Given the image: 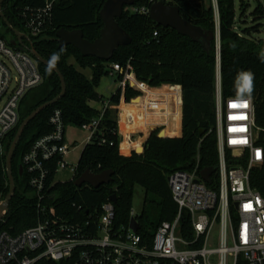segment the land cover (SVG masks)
<instances>
[{
  "label": "trees",
  "instance_id": "1",
  "mask_svg": "<svg viewBox=\"0 0 264 264\" xmlns=\"http://www.w3.org/2000/svg\"><path fill=\"white\" fill-rule=\"evenodd\" d=\"M106 0H56L50 28L44 35L31 38L16 49L28 51L32 44L34 49L48 61L57 57L55 66L61 71L67 84L64 97L56 104L41 111L26 127L13 158V175L25 186L28 193L33 194L29 176L23 166V158L31 146L42 136L53 130L50 123L56 110L61 112L65 128L68 126L87 127L100 116L101 110L90 103L103 104L104 116L97 127L96 133L85 144L78 162V177L90 170L100 173L104 170L115 171L114 181L99 188L89 185L77 187L74 181L56 182V166L51 168L47 187L49 197L47 203L53 204L57 211L64 215L85 217L87 212H96L114 194L117 196L116 220L128 223L132 210L133 189L136 184L146 190L147 199L156 209V221H149L146 225L147 214L144 211L139 219L141 233L152 235L163 221H170L176 215L177 204L173 199L168 183V174L176 170L191 171L200 156V169H214L210 187H217L218 177V139L216 132V77L220 68L224 97H250L255 107L257 125L261 128L259 144L264 148V38H252L254 25L244 28L242 33L237 30V9L235 0H217L218 17L213 3L205 0H163L165 3L179 7L183 18L190 23L201 26L207 31H219L221 40L220 62H218L215 39L210 48L201 43L180 35L170 28H163L152 21L150 15L133 13L125 6L123 15L117 19L120 26L132 36L129 45L120 47L110 61H104L93 56H83L74 46L60 47L57 31L61 28L68 30L81 29L84 37L90 41L96 40L104 27L100 11ZM150 0H135L133 6L142 7ZM46 0H5L3 13L11 25L24 33L23 13L44 7ZM259 13L264 17L262 4L255 9L254 15ZM1 29L8 40L15 39V34L2 21ZM259 25V24H257ZM258 29V28H257ZM159 36L155 37L154 32ZM74 58L81 69H91L92 78L70 63ZM118 63L126 66L131 63L137 79L152 89L140 84L145 92L143 103L153 104L152 93H156L159 102L168 105L183 103V134L180 137H159L157 130L153 131L145 145L144 153L133 151L130 155H123L120 151L122 141L118 132L117 118L113 115L110 105H120L122 96L126 102L141 95L129 84L125 89L121 87L105 98L97 91L104 76H111L110 65ZM43 74V82L30 90L20 106L21 121L18 127L9 134L6 145L9 150L22 121L45 102L54 99L62 91L59 74L52 68L39 63ZM251 74L247 82L245 76ZM116 81L120 82L124 76L118 72ZM135 81H133L134 86ZM181 87V92L178 87ZM183 93V96H182ZM182 106V105H181ZM130 108V106H128ZM165 123L177 124L169 129L168 136L178 135L181 117L175 115L163 117ZM157 117L153 122L146 121L148 129L158 124ZM145 132L144 123L140 124L139 133ZM139 133L137 135H139ZM144 138L136 140L141 145ZM105 141V142H103ZM141 151V150H140ZM6 153L0 152V201L7 197L10 183L6 169ZM19 159V160H18ZM18 160V162H17ZM24 168L21 174V168ZM77 177V178H78ZM251 185L264 197V163L251 173ZM82 210L78 212V207ZM39 208L34 194H22L17 189L11 200L9 211L0 224V231H8L17 235L35 226L39 220ZM36 264H57L42 259ZM240 264H244L241 261Z\"/></svg>",
  "mask_w": 264,
  "mask_h": 264
},
{
  "label": "built area",
  "instance_id": "2",
  "mask_svg": "<svg viewBox=\"0 0 264 264\" xmlns=\"http://www.w3.org/2000/svg\"><path fill=\"white\" fill-rule=\"evenodd\" d=\"M55 1L46 0L44 7L23 13L29 41L50 28ZM158 1L163 0H150L130 10L150 15L151 6ZM212 3L218 17V2ZM154 36L158 37L159 32L155 31ZM215 43L220 62L219 31ZM110 68L111 75L123 74L121 86L129 84L145 94L139 84L149 85L137 79L131 63L124 67L113 63ZM43 80L38 61L29 50L9 44L0 22V144L18 127L24 97ZM110 106L106 102L105 107ZM103 116L102 108L100 116L87 126L89 140ZM216 118L217 187H210L209 181L202 178L199 155L191 171L169 173L176 215L173 220L163 221L152 235H144L141 227L136 231L131 226L132 219L139 222L133 209L128 223L116 220V202L111 198L83 218L61 214L47 203L51 197L47 182L53 166L56 173L70 169L73 181L78 177V164L73 166L66 160L71 146L65 140L61 112L56 110L50 120L52 132L36 140L23 158L37 199L38 223L17 235L0 231V264H36L42 259L57 264H210L213 254L219 255L218 264H229L230 257L232 264H264V197L251 185L252 171L264 163V148L258 143L262 130L256 122L252 98L224 97L220 68L216 77ZM81 210L78 207V212ZM216 226L220 247L214 249L209 248V241Z\"/></svg>",
  "mask_w": 264,
  "mask_h": 264
},
{
  "label": "water",
  "instance_id": "3",
  "mask_svg": "<svg viewBox=\"0 0 264 264\" xmlns=\"http://www.w3.org/2000/svg\"><path fill=\"white\" fill-rule=\"evenodd\" d=\"M5 0H0V17L3 23L10 28L15 34V39L10 40L9 44L12 46L23 45L24 40H28V35L15 29L3 13V3ZM135 0H106L101 11L100 16L103 20L104 27L101 29L100 36L90 41L84 37V33L81 29L68 30L61 28L57 31V40L60 47L72 45L76 47L83 56H93L104 61H110L115 52L122 46L129 45L132 42V36L125 31L117 19L120 18L124 13L125 6H133ZM150 18L153 22L163 28H170L177 31L180 35L190 38L192 41L201 43L205 48L209 49L211 42L215 39L216 33L213 31H207L201 26H196L190 23L188 20L183 18L179 7L175 5L167 4L163 1H158L151 6ZM30 53L35 57L38 63H42L53 70H55L62 83V91L54 99L49 100L34 110L29 116H27L19 126L15 139L10 147V150L6 157V169L10 183V191L4 201L0 202V224L4 219V216L9 211L11 200L13 199L16 192V183L13 175V158L16 149L21 141L23 133L26 127L34 120L37 115L46 109L47 107L56 104L66 94L67 84L61 71L53 65L50 61L43 58L31 44L27 48ZM139 98V97H137ZM134 100V99H132ZM159 137L166 138L163 136V131L159 133ZM136 150L137 153H142L144 148ZM24 168H21V174ZM214 173L212 168H204L201 171V176L204 180L210 181L211 175ZM115 171L113 169L104 170L100 173H95L90 170L83 172L78 178L74 180V184L77 187L83 185H89L92 188H99L102 185L111 184L114 181ZM113 202H117V196L114 194L111 197ZM131 226L138 231L140 224L137 220L132 219Z\"/></svg>",
  "mask_w": 264,
  "mask_h": 264
},
{
  "label": "rangeland",
  "instance_id": "4",
  "mask_svg": "<svg viewBox=\"0 0 264 264\" xmlns=\"http://www.w3.org/2000/svg\"><path fill=\"white\" fill-rule=\"evenodd\" d=\"M205 1L207 4H209L210 1L212 2V0H205ZM260 3L262 4V8H264V0H236L237 16H238L237 23H236L237 30L240 33H242L244 28H250L253 25H254V27L257 26L256 28H254V32L251 34V37L256 38V39L264 38V17H262L259 13H257L256 15L253 14V12L260 5ZM257 24H259V25H257ZM25 41H27V40H25ZM72 64L75 65L76 68L81 70L80 66L76 63L75 59L72 60ZM108 85H112V86L108 87ZM135 85L137 86L136 83H135ZM168 85L169 84H166V85H163L162 87H165ZM114 86H115V83H114L113 79L110 76H104L102 78V83L100 84L99 88L104 93L111 94ZM139 87H140V84H139ZM108 88H110V89H108ZM155 88H159V87H155ZM105 98H107V97H105ZM131 102H132V100H131ZM95 103H97V102H95ZM162 108H166L164 112L161 110ZM112 110L114 113L113 115L115 117H117V115H118L117 111H119V110H116V109H112ZM153 110H154V115H152L151 117H149L147 119V121L149 120L151 123L153 122L156 115L160 114V113L162 114V116L175 115L177 117H180V115L182 114V106L181 105L162 104L160 106L158 104L157 98L154 94H153ZM120 124L122 125L123 130H125V124L123 122H120ZM162 129H163V127H161V128L159 127L156 130L160 133L161 131H163ZM130 130L132 133H134V127L130 128ZM90 134H91V132H90L88 127H74V126H68L67 127L66 137H67L68 141L71 142L72 145H71L70 152L68 153V155L66 157V160L69 163H71L73 166L78 164L80 155L82 153V150H83L85 144L89 140ZM182 134H183V127H182ZM9 139L10 138H6L4 140V142L2 144H0V148L2 149L3 153H6V154H8V152L10 150V148H9V150L6 151V145H7V142L9 141ZM133 145L137 146L134 142H133ZM127 147H128V144L125 143L124 149ZM141 148H144V151H145V146L143 144H142ZM141 151H142V149H141ZM144 151L142 153H144ZM229 159H231L230 153H229ZM18 160H17V162H18ZM73 176H74V173L70 169H63L57 173V175L55 177V181L56 182L71 181ZM16 185H17V189L19 190L20 193L28 194V196L33 195L31 192L28 193L25 190V186L19 180V178H17ZM85 186H88V185H85ZM5 198L2 199L1 202L4 201ZM131 205H132V209L135 211L136 215L139 218L143 215L144 211H146V214H147V219L145 222L146 225L149 224V221L154 222L157 220L158 214L156 212V209L153 207V205L150 204V202L148 201L145 188L138 185V184H136L134 186ZM229 245H232L231 241H229ZM219 247H220V232H219V226H216L215 230L212 234L211 240L209 241V248L216 249ZM218 256H219L218 254H213L210 257V264H218V262H219ZM232 262H233L232 258L230 257L229 258V264H232Z\"/></svg>",
  "mask_w": 264,
  "mask_h": 264
},
{
  "label": "crops",
  "instance_id": "5",
  "mask_svg": "<svg viewBox=\"0 0 264 264\" xmlns=\"http://www.w3.org/2000/svg\"><path fill=\"white\" fill-rule=\"evenodd\" d=\"M236 1V0H235ZM236 9H237V4H236ZM74 58H71L70 59V63H72V60ZM81 71L83 73H85V75L88 77V78H92V70L91 69H81ZM114 83H115V86L113 87L112 89V93L111 94H108V93H104L103 91L100 90V88L98 87L97 88V91L104 95L105 97L109 98L111 97V95L113 93H115L118 88H122V89H125L123 86H121L120 82H117L116 81V75H111L110 76ZM101 83H102V80H101ZM100 83V84H101ZM145 85V84H144ZM107 86V85H106ZM112 85H108V87H111ZM134 86V84H133ZM173 87H178L180 89V92H181V87L178 86V85H171ZM149 87V86H147ZM151 88V87H149ZM161 87L159 88H152V89H160ZM163 88V87H162ZM110 89V88H108ZM138 91V90H137ZM153 94L156 96L157 98V95L156 93H152V101H153ZM182 96H183V93H182ZM139 98H135L134 100H132V102H126L125 101V98L124 96H122V99H121V103L120 105H111L110 108L111 109H116V110H119L117 111V122H118V132H119V135L121 136L122 138V141H121V144H120V151H121V154L123 155H130L133 151H136L138 148H140L141 150V144L139 142H137L136 140L138 139V137L140 136L141 138L143 137L144 140H143V145L145 146L151 133L153 131H155L157 128H161L163 127V136H168L169 133H173V132H168L169 129H174L177 127V124H168V123H165L164 121V118L165 116H162V114H157L156 117H157V120H158V124L153 128V129H148L147 127V124H146V121L149 117H151L152 115H154V110H153V104L151 102H147L146 104L143 103L141 100L138 101L139 99H144L145 97V94H141L140 96H138ZM157 102L158 104L161 106L162 104H165V103H161L159 102L158 98H157ZM93 107L101 110L103 108V104L101 103H95V102H91L90 103ZM181 105H182V114L180 115V117L182 116L181 118V126H180V132L178 135H174V136H168V137H180L182 136V122H183V103L181 101ZM130 106V108L128 107ZM166 108H162L161 110L164 112ZM128 116L131 117V121L129 120ZM168 116V115H166ZM170 116V115H169ZM149 121V120H148ZM120 122H123L125 124V130H123L122 128V125L120 124ZM141 123H144V128H145V132L146 133H149L148 135H146L145 133L143 132H140L139 133V129H140V124ZM134 127V133L131 132L130 128H133ZM167 132H166V131ZM67 131V129H66ZM139 133V135H137ZM65 140L66 142L71 146V142L68 141L67 137H66V132H65ZM89 141V140H88ZM133 142L137 145H133ZM127 143L128 144V147L124 149V144Z\"/></svg>",
  "mask_w": 264,
  "mask_h": 264
},
{
  "label": "clouds",
  "instance_id": "6",
  "mask_svg": "<svg viewBox=\"0 0 264 264\" xmlns=\"http://www.w3.org/2000/svg\"><path fill=\"white\" fill-rule=\"evenodd\" d=\"M56 60H57V57H56V56H53L51 63L54 65L55 62H56ZM247 77H248V79H249V81H250V80H251V74H248Z\"/></svg>",
  "mask_w": 264,
  "mask_h": 264
},
{
  "label": "snow or ice",
  "instance_id": "7",
  "mask_svg": "<svg viewBox=\"0 0 264 264\" xmlns=\"http://www.w3.org/2000/svg\"><path fill=\"white\" fill-rule=\"evenodd\" d=\"M244 79H245V81H246V86H247L248 77H247V76H245V77H244ZM242 106L246 107V105H242Z\"/></svg>",
  "mask_w": 264,
  "mask_h": 264
}]
</instances>
